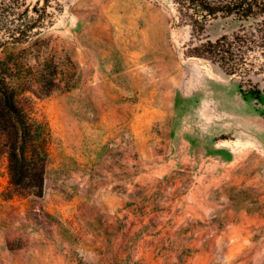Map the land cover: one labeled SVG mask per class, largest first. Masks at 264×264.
<instances>
[{
	"label": "rangeland",
	"instance_id": "374dc122",
	"mask_svg": "<svg viewBox=\"0 0 264 264\" xmlns=\"http://www.w3.org/2000/svg\"><path fill=\"white\" fill-rule=\"evenodd\" d=\"M45 9L28 42L0 48L50 131L41 196L4 199L0 162V264H264V115L186 54L173 1ZM239 24L218 15L204 36Z\"/></svg>",
	"mask_w": 264,
	"mask_h": 264
},
{
	"label": "trees",
	"instance_id": "16d2710c",
	"mask_svg": "<svg viewBox=\"0 0 264 264\" xmlns=\"http://www.w3.org/2000/svg\"><path fill=\"white\" fill-rule=\"evenodd\" d=\"M23 1L0 0V48L28 42L45 21L42 12L50 0H43L42 7L18 11ZM172 1L181 21L191 26L186 54L207 59L235 76L240 94L260 105L264 115V0ZM218 15L240 24L231 34L211 40L204 31ZM17 67L12 58L0 56V162H5L8 177L1 192L4 199L42 195L50 143L47 122L34 113L32 95L37 89L32 79L12 74Z\"/></svg>",
	"mask_w": 264,
	"mask_h": 264
}]
</instances>
